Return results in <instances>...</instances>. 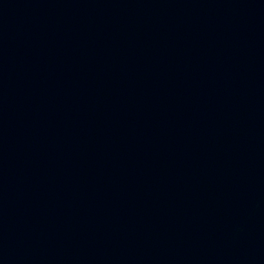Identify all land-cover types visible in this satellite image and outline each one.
Instances as JSON below:
<instances>
[{"label":"water","instance_id":"water-1","mask_svg":"<svg viewBox=\"0 0 264 264\" xmlns=\"http://www.w3.org/2000/svg\"><path fill=\"white\" fill-rule=\"evenodd\" d=\"M0 264H264V0H0Z\"/></svg>","mask_w":264,"mask_h":264}]
</instances>
